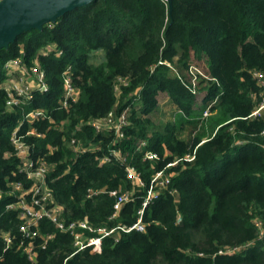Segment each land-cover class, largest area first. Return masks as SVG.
Instances as JSON below:
<instances>
[{"label":"trees","instance_id":"1","mask_svg":"<svg viewBox=\"0 0 264 264\" xmlns=\"http://www.w3.org/2000/svg\"><path fill=\"white\" fill-rule=\"evenodd\" d=\"M50 43H57L64 55L40 57L51 90L36 95L27 110L45 109L52 120L36 123L43 138L25 141L34 147L35 159L55 165L49 185L57 205L64 207V221L88 217L96 227L132 226L146 188L117 219H110L116 202L111 193L134 188L127 167L150 185L169 164L187 155L195 159L167 168L172 183L146 209L145 232L121 233L119 241L108 237L102 253H75L74 238L44 219L32 261L21 247L18 211L8 210L19 195L10 193L13 185L30 187L11 141L22 110L7 108L1 85L8 79L4 66L9 60L23 56L24 49L31 64ZM95 52H104L105 60L93 63ZM192 60L203 61L210 75V80H198V91H207L201 107H196L192 83L183 80ZM69 66L80 96L61 109L62 74ZM256 72L264 74V0H173L172 12L166 0H96L42 32L18 37L0 51V264H264V113L253 116L264 89ZM161 94L180 112L176 124L155 131L150 116ZM126 110V138L116 147L123 158L116 159L111 155L115 135L99 134L87 122ZM184 122L202 127L190 143L175 131ZM73 139L95 151L76 153ZM148 151L159 159H145ZM105 155L112 160L101 165ZM89 189L107 193L90 199ZM2 232L17 236L8 250ZM48 235L54 237L46 241Z\"/></svg>","mask_w":264,"mask_h":264},{"label":"built area","instance_id":"2","mask_svg":"<svg viewBox=\"0 0 264 264\" xmlns=\"http://www.w3.org/2000/svg\"><path fill=\"white\" fill-rule=\"evenodd\" d=\"M21 52L23 56L9 60L5 64L4 70L8 79L1 85V88L8 96L7 108L10 111L16 109L22 110V117L12 134L11 141L14 145L16 155L21 160L19 167L20 171L26 175V179L30 182V187L26 188L22 182L13 185L14 192L10 193L13 195L15 192H18L19 195L15 203L8 205V210L18 211V217L21 220L19 232L23 239L21 240V247L24 248L25 253L32 261L36 260L35 241L41 237L39 227L44 219H49L56 224L61 232L69 233L74 238L75 253L86 249H90L91 253H102L104 240L108 237H115L116 241H119L121 233H130L132 231L145 232L147 228L144 222L146 209L157 200L172 183L174 175L168 174L167 168L177 165L180 161L192 162L195 159V155H187L184 159L169 164L166 169L159 171L153 176L150 185L142 179L141 175L137 173L134 168L127 167V175L132 181L134 188L132 191L111 193L115 196L116 202L114 205V214L110 219H117L124 207L136 198V193L146 188L147 192L143 201V207L138 212L137 222L132 226L119 225L117 227H109L105 225L96 227L88 217L67 223L62 219L64 207L57 205L55 195L49 185V175L55 168V165L49 164L44 157L35 159L33 157L34 147L25 141V138L30 136L43 138L44 134L38 132L35 125L39 121H44L46 119L52 120L45 109L35 108L27 110L35 101L36 95H44L51 90V86L48 83L47 72L41 64L40 57L52 55L60 58L64 55V51L57 43H50L41 49L39 55L31 64H28L25 59L26 54L24 49H22ZM255 77L264 89V74L256 72ZM62 78L63 96L60 99L59 105L61 109H68L78 102L80 96V90L74 83V69L72 66L64 70ZM263 113L264 93L263 101L254 112L253 116H261ZM87 123L92 125L99 134L108 132L115 135V142L113 143V147L111 146V155L116 159H122V151L116 147L119 141L126 138V129L129 126L128 110L120 115L112 111L103 118L94 119ZM27 125L29 127L24 131ZM72 145L74 146L75 152L78 154L95 151L94 147H84L81 142H77L76 139L72 140ZM143 145H145V143ZM111 155L103 156L100 159V164L103 165L111 162ZM145 159L154 161L159 158L157 154L148 151L145 154ZM101 193H107L106 189H89L87 197L92 199ZM170 193L176 194L177 191L172 190ZM3 194L4 192L0 188V201L3 199ZM259 226L262 227V224L260 223ZM1 234L6 246L5 249L8 250L14 245L17 236L13 235L11 232H2ZM261 235L264 236V228H261ZM53 237V235L45 236V240L47 241ZM25 240L28 241L27 245L24 244Z\"/></svg>","mask_w":264,"mask_h":264},{"label":"water","instance_id":"3","mask_svg":"<svg viewBox=\"0 0 264 264\" xmlns=\"http://www.w3.org/2000/svg\"><path fill=\"white\" fill-rule=\"evenodd\" d=\"M96 0H0V51L21 35L55 24L67 13ZM173 11V0H166Z\"/></svg>","mask_w":264,"mask_h":264},{"label":"rangeland","instance_id":"4","mask_svg":"<svg viewBox=\"0 0 264 264\" xmlns=\"http://www.w3.org/2000/svg\"><path fill=\"white\" fill-rule=\"evenodd\" d=\"M105 60L104 52H95L92 56L91 61L95 64H99ZM171 65V64H169ZM173 65V64H172ZM176 67L179 70L178 66ZM206 79L210 80V75L208 73V67L203 61H196L192 60L190 62L189 70L183 73V80L187 84L192 83V88L195 90V94L198 93L197 105L196 107H201L204 103V99L206 97L207 91H198V80L199 79ZM208 84L205 82L204 86ZM180 112V109L177 107L175 103H173L170 97L167 94H161L159 97V106L157 110L150 116L152 121L154 122V127L151 128L157 131H164L168 124H176L177 121V113ZM206 112L204 116H207ZM141 114V113H140ZM207 114V115H206ZM187 119V118H186ZM201 124L199 125H192L188 122H184L182 125L179 124L175 131L177 136L186 143H190L192 139L201 133Z\"/></svg>","mask_w":264,"mask_h":264}]
</instances>
